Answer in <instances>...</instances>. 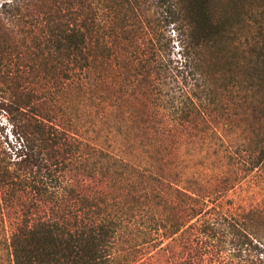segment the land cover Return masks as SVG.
<instances>
[{
    "label": "rangeland",
    "instance_id": "374dc122",
    "mask_svg": "<svg viewBox=\"0 0 264 264\" xmlns=\"http://www.w3.org/2000/svg\"><path fill=\"white\" fill-rule=\"evenodd\" d=\"M211 1L215 20L224 23L222 28L232 25L237 34H222L204 48L201 63L210 69L218 60L228 76L244 77L254 70H239L236 64L253 59L248 51L264 43V0ZM27 2L18 0L17 16L0 31V151L14 159L17 134L31 115L39 116L72 134V173L94 174L102 184L109 180L111 203L135 205L142 195V205L145 188L159 189L164 184L159 177H166L186 189L226 191L222 202L234 213L253 206L264 211V172L252 167L264 121L251 91L234 88L223 107H210L205 121L189 124L186 144H175L178 136L165 146L153 143L155 128L167 120L164 104L175 84L168 70L165 78L152 67L156 61L167 68L183 62L188 25L181 0H107L104 39L112 57L73 75L46 41L57 24L47 12L58 7L49 0ZM28 98L27 112L22 104ZM256 240L254 253L264 259V233Z\"/></svg>",
    "mask_w": 264,
    "mask_h": 264
},
{
    "label": "trees",
    "instance_id": "16d2710c",
    "mask_svg": "<svg viewBox=\"0 0 264 264\" xmlns=\"http://www.w3.org/2000/svg\"><path fill=\"white\" fill-rule=\"evenodd\" d=\"M49 1L58 7L47 12L57 24L46 41L59 52L65 71L88 72L92 62L112 57L104 39L107 0ZM181 2L188 25L183 62L167 68L156 61L152 67L165 78L170 72L175 84L164 104L167 120L154 130L155 146L177 136L175 144H186L184 131L192 129L188 125L205 121L208 109L223 107L237 87L254 93V109L264 121V43H254L248 51L253 59L236 64L239 70H254L244 77L228 76L218 60L205 69L203 49L222 34L237 32L215 20L211 0ZM19 9L18 0L0 5V31ZM22 106L28 112L29 98ZM260 143L252 167L264 172V136ZM11 149L14 159L0 151V264H264L254 253L256 238L264 233L263 209H225L221 198L226 191L186 189L159 177L164 184L145 188L142 205V195L135 205L111 203L109 180L102 184L94 174L72 173V134L39 116L25 122Z\"/></svg>",
    "mask_w": 264,
    "mask_h": 264
}]
</instances>
